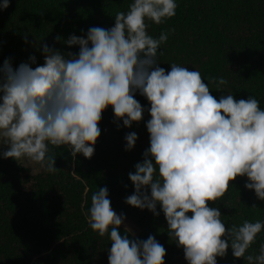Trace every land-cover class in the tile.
<instances>
[{
    "label": "clouds",
    "instance_id": "1",
    "mask_svg": "<svg viewBox=\"0 0 264 264\" xmlns=\"http://www.w3.org/2000/svg\"><path fill=\"white\" fill-rule=\"evenodd\" d=\"M8 6L3 0L0 10ZM176 8L175 0H134L126 13H116L110 29L91 27L86 38L70 35L66 43L79 45L76 56L65 58L44 44L43 65L30 66L35 56L15 69L4 60L0 146L7 150L0 155L28 158L49 172L57 170L49 145H68L73 157L91 158L106 108L124 127L142 120L144 108L134 98L139 90L150 104V147L128 174L134 192L125 203L154 215L159 204L168 235L183 247L188 264H217L229 247L247 264H264V244L258 255L245 257L264 223L244 220L226 228L220 210L208 206L238 176H246L245 188L264 200V110L251 96L236 100L227 94L217 100L197 70L171 64L166 73L157 66L158 49L174 30L153 38L146 21L159 25L175 16ZM210 79L218 88L228 83L223 77ZM136 140V133L127 134L125 151ZM123 222L106 187L92 194L88 223L101 237L109 236L108 264H164V246L151 235L146 240L122 236Z\"/></svg>",
    "mask_w": 264,
    "mask_h": 264
},
{
    "label": "trees",
    "instance_id": "2",
    "mask_svg": "<svg viewBox=\"0 0 264 264\" xmlns=\"http://www.w3.org/2000/svg\"><path fill=\"white\" fill-rule=\"evenodd\" d=\"M132 2L9 0V6L0 10V66L8 59L15 69L29 62L30 56L36 58L31 67L43 65L44 44L65 58H70L69 53L76 56L79 45L66 43L70 35L86 38L91 27L110 29L116 13H126ZM175 2L176 14L172 18L159 25L146 21L153 38H159L162 31L174 30L158 49L157 66L166 73L171 64L197 70L217 100L227 94L236 100L251 96L264 110V0ZM212 77H223L228 83L218 88ZM134 98L144 108L142 120L124 127L112 108H106L91 158L80 153L73 157L68 145H49L57 170L46 171L40 164L39 170L32 172L27 165L30 159L16 161L0 156V264H108L109 236L101 237L88 223L91 196L105 187L113 210L123 214L136 229L132 233L120 226L122 236L146 240L151 235L166 249L164 264H188L183 247L168 235L159 204V215H154L146 208L125 203L134 192L128 174L135 171V164L143 161V153L150 147L146 128L151 118L150 104L139 90ZM132 132L137 134V140L130 151H125V136ZM247 182L246 176H238L229 182L223 197L208 204L219 210L229 207L226 228L244 220L264 223V200L245 188ZM261 244L264 229L245 257L258 255ZM216 260L217 264H247L245 258L233 257L230 247L224 257Z\"/></svg>",
    "mask_w": 264,
    "mask_h": 264
},
{
    "label": "rangeland",
    "instance_id": "3",
    "mask_svg": "<svg viewBox=\"0 0 264 264\" xmlns=\"http://www.w3.org/2000/svg\"><path fill=\"white\" fill-rule=\"evenodd\" d=\"M6 150H7V146H0V153H2L3 151H6ZM0 156H2V155H0ZM22 159L23 158H21L19 160H22ZM27 165L31 169L32 172H37L40 168V163L31 161V160L28 161ZM220 212H221L220 219L225 224L227 222V220L229 219V207L225 206V207L221 208ZM121 226L129 229L132 233L136 232L134 225L125 219H124V222Z\"/></svg>",
    "mask_w": 264,
    "mask_h": 264
}]
</instances>
